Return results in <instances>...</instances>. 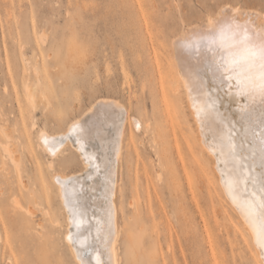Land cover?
Wrapping results in <instances>:
<instances>
[{
    "label": "rangeland",
    "instance_id": "1",
    "mask_svg": "<svg viewBox=\"0 0 264 264\" xmlns=\"http://www.w3.org/2000/svg\"><path fill=\"white\" fill-rule=\"evenodd\" d=\"M221 7L264 20V0H0V264H77L53 170L76 181L80 151L51 159L38 138L109 97L128 109L119 264H255L195 143L172 61V41Z\"/></svg>",
    "mask_w": 264,
    "mask_h": 264
},
{
    "label": "bare ground",
    "instance_id": "2",
    "mask_svg": "<svg viewBox=\"0 0 264 264\" xmlns=\"http://www.w3.org/2000/svg\"><path fill=\"white\" fill-rule=\"evenodd\" d=\"M254 16L221 7L216 17L173 39L172 61L185 91L199 152L210 162L221 192L250 238L254 263L264 264V209L259 207L264 196L260 192L264 182L260 151L264 101L257 91L260 61L249 51L264 41V20ZM29 92L34 105V91ZM88 111L85 120L73 118L62 133L52 136L40 132L38 139L51 159L62 148L76 146L81 171L89 167L86 164L92 167L85 176L76 172V181L70 179L75 173H68V177L53 170L65 221V242L73 258L77 264H119L117 241L123 214L117 174L128 109L109 97L98 98ZM90 141L98 145L97 150L91 147L87 151L85 145ZM86 177L89 187L85 186ZM15 204L21 207L18 201ZM43 213L48 215L47 210Z\"/></svg>",
    "mask_w": 264,
    "mask_h": 264
},
{
    "label": "snow or ice",
    "instance_id": "3",
    "mask_svg": "<svg viewBox=\"0 0 264 264\" xmlns=\"http://www.w3.org/2000/svg\"><path fill=\"white\" fill-rule=\"evenodd\" d=\"M188 47H191V43L187 45ZM198 50V48H197ZM250 55L253 59H258L260 61V68L261 72L259 75V84L257 85V91L262 101H264V41H261L259 44L255 45L251 49H249ZM261 157L262 160H264V136L261 138ZM260 192L264 193V182H262L260 187ZM259 207L261 209H264V196L260 199Z\"/></svg>",
    "mask_w": 264,
    "mask_h": 264
}]
</instances>
